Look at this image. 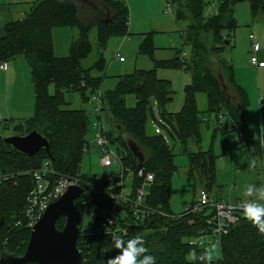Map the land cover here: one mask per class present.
I'll list each match as a JSON object with an SVG mask.
<instances>
[{"label":"trees","instance_id":"16d2710c","mask_svg":"<svg viewBox=\"0 0 264 264\" xmlns=\"http://www.w3.org/2000/svg\"><path fill=\"white\" fill-rule=\"evenodd\" d=\"M241 2L247 3L252 23L264 22V0H218L216 12L206 17L204 13L210 4L207 0H165L175 21L186 23L180 39L190 54L183 60L178 51L175 60L154 62V66H179L190 73L191 83L185 88L184 105L179 113L167 112L166 106L174 92L170 82L157 78L155 68L134 70L119 77L112 90L100 91L102 113L109 126L105 135L112 144H117L122 166L132 174L135 187L141 184L136 178L138 170L154 177L147 190V203L157 215L133 222L127 226L128 234L120 238L125 242L133 237L142 238L148 250L145 254L154 257L155 264H264V232L250 220L242 219L231 226L220 239V257L209 262L204 248L189 244L191 239L207 232L206 215L177 217L169 208L171 178L177 171L174 165L177 146L187 157V175L192 179V187L198 186L208 194L217 188V157L212 148L193 152L187 148L189 142L199 147L203 125L208 128L200 114L198 96L204 97L209 116L223 112L229 119L231 128L214 129L212 137L217 131L234 133L239 145L264 160V148L251 138L243 118L246 96L233 81L231 64L222 58L230 45L231 33L237 28L234 6ZM128 23L129 11L124 0H36L20 20H12L4 27L0 62L22 57L28 65L34 92L32 116L17 124L10 121L14 123L10 125L14 132L11 135L24 136L36 130L49 147L48 152L42 150L26 157L11 149L4 143V135H0V174L8 175L0 183V253L22 255L29 240L30 230L22 224L31 188L25 173L46 161L60 175L79 173L89 117L83 110L67 109L64 94L76 92L88 103L86 92L93 94L101 89L102 78L93 76L92 72L104 70L102 55L91 67H82V61L92 51L88 34L94 29L98 49L102 51L108 38L128 35ZM62 27L77 29L79 37L71 43L66 57L57 58L52 31ZM153 53L149 36L140 45L139 54L153 60ZM50 85L54 86L53 94L49 93ZM157 118L163 122L159 125L161 135H156L152 127ZM0 125L10 127L7 122ZM128 141L141 153V165L128 148ZM64 223L59 218L56 229L62 231ZM78 229L76 248L82 257L81 264H107L109 258L118 254L112 239L101 235L95 227L81 223Z\"/></svg>","mask_w":264,"mask_h":264},{"label":"rangeland","instance_id":"374dc122","mask_svg":"<svg viewBox=\"0 0 264 264\" xmlns=\"http://www.w3.org/2000/svg\"><path fill=\"white\" fill-rule=\"evenodd\" d=\"M18 9L24 10L26 6H30L36 0H11ZM10 1V2H11ZM129 11L128 35L125 37H111L105 43V49H98L96 34L92 29L88 34V41L91 44L92 51L82 61L83 68L91 67L94 62L102 55L105 61V67L102 73L92 72L93 76L101 77L100 90H112L118 78L134 72V70H152L155 68L154 62L175 60L176 52L180 51L189 58L188 47L182 46L180 39L182 31L186 27L185 22H176L171 14H165V0H124ZM218 0H207L209 5H212L213 14L216 12ZM208 5V6H209ZM85 7L83 8V10ZM233 18L237 24V28L229 37L230 45L226 47L222 58L231 64L233 68L234 83L239 87L246 96L245 108L243 110V118L247 128L250 131L251 138L257 141L261 148H264V112L259 113L257 107L258 98H264V74L257 79L255 71L251 72L248 65L250 58V41L247 39L249 34L255 37L253 31L250 30V17L248 5L245 2L238 3L233 9ZM254 24V23H252ZM254 26H257L254 24ZM227 33H223L226 36ZM151 37L154 47L153 60L147 55L139 54V47L146 42L148 37ZM79 33L77 29L62 27L52 31L53 52L55 57L64 58L68 55L71 43L78 39ZM114 55L123 58L124 62H118ZM8 63L23 65L24 73L19 68L18 78L15 83H9L8 86L2 88L0 95V113L10 112L12 114L26 117V109L28 113L33 109L34 92L31 84V77L28 65L22 57L16 58ZM156 76L158 79L170 82L172 91V100L166 106L169 113L177 114L181 111L185 95V88L191 83V75L185 71L183 67L175 66L169 68L156 67ZM2 74L0 73V80ZM17 89V95L15 94ZM100 92V93H101ZM49 93H54V86H49ZM87 91L85 95L90 99L93 94ZM233 96V93L231 92ZM66 108L69 110H83L89 117V125L86 131V142L93 143L96 138V130L94 123L97 119L91 117L94 105L84 102L80 95L76 92H68L64 94ZM203 96H198V107L201 111L205 123H208V128L203 125L202 134L203 140L199 147L189 142L187 148L193 152L196 150L207 151L212 148L213 154L217 157L216 161V186L209 194L213 201H225L233 204L234 202H243L249 197L245 196L247 185L264 184V160L251 153L245 146L239 145L234 133L216 132L214 137L213 130L218 129L216 116L211 113L209 116L205 110L206 105ZM29 115V114H28ZM9 119V118H8ZM2 119L0 118V121ZM15 124L22 120L10 119ZM7 124H14L9 120ZM101 124L104 131L108 130L109 126L104 119V114H101ZM0 125V135L13 134V130L4 131ZM152 130V128H150ZM111 147L116 149L117 144H112ZM174 165L177 171L171 178L172 195L169 199V208L173 215L179 216L183 209L188 207L198 196V186H194L192 179L187 175L188 163L187 157L181 154L178 146L174 149ZM81 173L84 176L99 175L102 169L99 167V158L97 150H93L88 154H83L81 161ZM114 174L119 173L118 166L111 168ZM206 192V191H204ZM80 235V234H79ZM78 242V239H77ZM77 244V243H76ZM206 251L205 259L212 261L220 257V248L217 244L207 245L203 247Z\"/></svg>","mask_w":264,"mask_h":264},{"label":"built area","instance_id":"2783aa9c","mask_svg":"<svg viewBox=\"0 0 264 264\" xmlns=\"http://www.w3.org/2000/svg\"><path fill=\"white\" fill-rule=\"evenodd\" d=\"M212 5L205 10V17L213 14ZM165 14H172L171 8L166 6ZM250 41V58L248 65L255 68L264 67V62L259 61L255 56L258 46L253 43V37L248 36ZM182 59L186 58L183 53ZM115 59L122 63L123 58L114 55ZM7 69V63L0 62V72ZM94 108L91 117L97 119L94 123L96 138L93 143H87L83 149L85 154L97 150L99 158V167L102 172L99 175L84 176L79 168V173L74 175H60L56 173L46 161L34 170H29L28 175L31 188L27 194L23 210L22 224L26 229L31 230L33 226L43 216L47 207L69 188H78L83 190L76 201V208L80 214L83 226L95 227L101 235L107 236L113 240V237H123L128 234L127 226L133 222L144 221L157 212L147 203V190L153 183V175L145 174L143 170H138L136 178L141 180L139 187H135L132 181V174L122 166L121 155L111 146L110 140L105 135L101 124L102 104L100 101V92L98 95L93 93L89 99ZM258 112L264 110V98L257 100ZM218 129L231 128L229 119L221 112L216 116ZM161 119L152 124L156 135H161L159 125H162ZM118 166L119 173L114 174L111 168ZM264 171V168H263ZM8 175L0 174V183L7 180ZM90 197V199L88 198ZM206 215L205 223L207 232L201 233L199 237L191 239L190 245L196 248H203L207 245L220 244V239L228 234L231 226L239 220L246 219L242 211V202L233 204L225 201H213L207 192L201 191L192 204L184 207L181 217L187 214ZM79 226V225H78ZM107 233V234H106Z\"/></svg>","mask_w":264,"mask_h":264},{"label":"water","instance_id":"95a60500","mask_svg":"<svg viewBox=\"0 0 264 264\" xmlns=\"http://www.w3.org/2000/svg\"><path fill=\"white\" fill-rule=\"evenodd\" d=\"M3 141L26 157L34 156L42 150L48 152L49 147L48 141L36 130L24 136L5 135ZM127 144L140 164L141 153L135 144L130 141ZM82 192L78 188H69L53 201L30 230L24 253L16 255L4 251L0 253V264H81L82 257L76 248L81 217L74 201ZM59 218H63L65 222L62 231L56 229Z\"/></svg>","mask_w":264,"mask_h":264},{"label":"clouds","instance_id":"9594fccd","mask_svg":"<svg viewBox=\"0 0 264 264\" xmlns=\"http://www.w3.org/2000/svg\"><path fill=\"white\" fill-rule=\"evenodd\" d=\"M245 196L249 199L242 202V211L254 226L264 232V184L247 185ZM112 244L118 254L109 258L107 264H155V258L145 254L148 250L142 238L133 237L125 242L122 238L113 237Z\"/></svg>","mask_w":264,"mask_h":264},{"label":"crops","instance_id":"0c3cea01","mask_svg":"<svg viewBox=\"0 0 264 264\" xmlns=\"http://www.w3.org/2000/svg\"><path fill=\"white\" fill-rule=\"evenodd\" d=\"M10 1L11 0H0V38L4 35V27L12 20H15V19L20 20L24 16V14L27 12V9H28V6H26L24 8V10L18 11V9L13 4V1H11V2ZM253 23L256 24L257 26H254V24H252V22H250V30L254 32L255 37L251 34H249V35H251L253 37V43H255L258 46V50L255 53V56L257 57V59L259 61L264 62V22L259 20L257 22H253ZM248 36H247V39H248ZM249 67L251 69V72L253 70L255 71V76L257 77V79L260 75L264 74V67H261V68H255V67H251V66H249ZM19 68H21L23 73H24L23 65H21V64L16 65V64L7 63V69L4 72H0L2 74V78L0 80V95L2 93V88L5 86L7 87L9 83H14L16 86L15 79L18 78ZM16 90L17 89L15 88V94L17 95ZM26 110H27L26 111L27 113H23L26 115V117H20L21 115L12 114L8 111L1 112L0 118L2 120L0 122H6L8 120L11 121L10 119H12V118H15L16 120L28 119L32 116L33 109L30 110L29 113H28V109H26ZM11 125H13V124H11ZM7 126H10V125L8 124ZM3 129H4V131H9L11 129V126L10 127H3ZM9 135H11V134H9Z\"/></svg>","mask_w":264,"mask_h":264}]
</instances>
